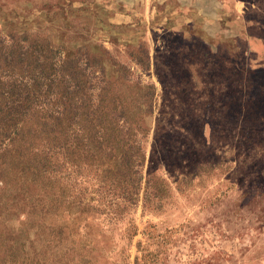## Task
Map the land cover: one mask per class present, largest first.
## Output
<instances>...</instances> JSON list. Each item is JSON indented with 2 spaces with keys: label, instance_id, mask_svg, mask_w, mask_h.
I'll use <instances>...</instances> for the list:
<instances>
[{
  "label": "rangeland",
  "instance_id": "374dc122",
  "mask_svg": "<svg viewBox=\"0 0 264 264\" xmlns=\"http://www.w3.org/2000/svg\"><path fill=\"white\" fill-rule=\"evenodd\" d=\"M0 264H264V0H0Z\"/></svg>",
  "mask_w": 264,
  "mask_h": 264
}]
</instances>
